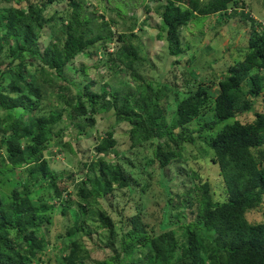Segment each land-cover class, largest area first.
Wrapping results in <instances>:
<instances>
[{
    "label": "trees",
    "instance_id": "trees-1",
    "mask_svg": "<svg viewBox=\"0 0 264 264\" xmlns=\"http://www.w3.org/2000/svg\"><path fill=\"white\" fill-rule=\"evenodd\" d=\"M56 1L0 0V264H264V217H246L264 204V106L254 105L264 99V29L245 10L246 0L146 4L160 17L156 36L171 59L160 73L142 54L133 30L137 16H126L131 24L120 30V4L106 17L88 10L86 0H65L69 10L46 16ZM215 14L251 23L242 58L217 77L207 69L212 61L192 65L197 55L191 52L179 71L181 28ZM44 34L48 40L40 48ZM78 56L93 62L77 65ZM98 64L128 71L135 84L115 87L104 80L93 90L94 79L78 78ZM71 67L77 77L69 79ZM251 110V120L238 118ZM101 111L127 123L130 148L151 147L157 169L138 152L137 159L121 158L111 130L97 139L95 156L79 172L51 168L45 150L52 140H60L53 141L58 150L69 147L60 139L63 131L82 135ZM185 147L192 149L187 157H208L218 166L213 185L179 164L187 160ZM168 173L189 175L192 184L173 192L164 185ZM154 176L165 187L159 221L150 224L145 194ZM56 207L65 229L52 242L48 227ZM50 244L57 255L48 252ZM98 250L104 255L92 254Z\"/></svg>",
    "mask_w": 264,
    "mask_h": 264
},
{
    "label": "rangeland",
    "instance_id": "rangeland-1",
    "mask_svg": "<svg viewBox=\"0 0 264 264\" xmlns=\"http://www.w3.org/2000/svg\"><path fill=\"white\" fill-rule=\"evenodd\" d=\"M157 0H86L88 5V10H95L96 14L104 13L106 17L110 15H115V8L119 7L122 10V14L125 17L119 18V28L120 30H127L131 24V20L126 16H137L138 21L134 26L133 30L140 38L141 44L143 46L142 54L146 57V62L148 66L153 65L154 70L157 73H160L163 67V64L168 60L165 55L164 40L157 38V32L159 31V25L161 24L160 17L154 13V11L147 12L145 5L151 7L157 4ZM85 4V5H86ZM102 6L110 8V10H104ZM69 10L65 0H58L53 4L49 5L48 9L44 12L46 16L52 15L56 11ZM113 10V11H112ZM246 11H249L252 16L258 20L264 21V0H246ZM115 27H113L114 29ZM251 31V23L248 20L242 19L239 15L230 17L229 19L222 18L220 14L210 15L206 18L195 19L188 25L181 28L180 38L182 41V47L184 48V53L180 59L179 71L184 67V62L187 58L190 57V53H196L197 59L193 60L194 66H203L205 62L212 61L211 66L207 69L213 71L217 77L223 76L227 64L234 63L235 61L242 58V54L245 53L248 37ZM47 32V31H44ZM202 32V33H201ZM46 34L42 35L39 39V47L42 48L47 43ZM117 44V43H116ZM99 47V43L95 45ZM205 46H209V49L206 52H203L202 49ZM115 43H112L108 51L114 49ZM245 47V49H244ZM244 49V50H243ZM243 50V51H242ZM198 52V53H197ZM6 51H4L2 58L8 60L9 57L5 56ZM98 58H100V51L97 52ZM1 57V56H0ZM85 62L86 64H91L93 60H89L86 57L78 56L75 59V64H80ZM155 64V65H154ZM74 67L66 69L67 78L77 77V74ZM139 72L143 73L142 67H139ZM204 73V72H203ZM144 74V73H143ZM148 75V73H146ZM82 82H87V79H94L96 83L91 87L93 90H99L100 85L104 80L109 81L111 86L121 87L124 86V82L134 85L135 82L131 79L128 71L115 72L109 68H106L103 64H98L96 66H91L88 69V77L81 75L78 78ZM217 85V84H216ZM215 85V86H216ZM217 88V87H216ZM264 96V94H263ZM262 101V102H261ZM42 104L46 106L48 101L43 100ZM256 109H260L264 106V99L262 96L258 98L257 101H254ZM254 117L253 110L244 112V115L238 117L242 121L251 120ZM232 121V119H231ZM66 126V121L64 122ZM63 124V128H66ZM128 125L126 122L117 123L112 111H101L96 116L95 126L91 129H87V132L82 135L76 136L75 132L70 129H65L61 136V141L69 142V147H64L58 150V147L55 146L54 142L60 141L58 138L52 140V144L49 148L45 150V156L48 157L50 161V166L52 169L63 172H72L82 170L84 168L83 162L85 160H90L95 156L94 145L100 137H102L106 131L111 130L114 132V136L117 140L115 149L120 153L121 158L127 160L137 159L136 153H140V158L143 159V162L146 165H150L154 169H157V161L154 159L152 154L151 147L138 146L130 148V140L128 137ZM184 157L187 160H181L179 164L181 166L185 165V169L189 170L191 166L202 175L203 180L209 178L211 184L213 185L216 181L215 177H218L219 168L214 164L208 157H198V159H192V157H187V154L192 153V149L185 147ZM119 155V156H120ZM110 160L114 161V154L107 155ZM106 156V157H107ZM145 157V158H143ZM264 163V162H263ZM155 176L158 174V170L154 171ZM166 173V171L164 172ZM171 175L172 177H168ZM75 176V179L81 178ZM152 178L150 181L151 186L145 194V199L149 208V217L148 222L150 224H156L159 221L160 213L158 208L162 206V190L165 186L169 187L171 190L177 191L184 186H190L192 184L191 178L188 176L177 177L172 173L166 174V177L170 178L169 181L165 182L164 185H160L156 182V178ZM74 185L71 186L72 189ZM183 189V188H182ZM152 193V195L150 194ZM149 195L151 197H149ZM219 195V194H218ZM74 197V194L72 193ZM137 202H140L137 196L135 197ZM160 205V206H159ZM123 206V201H120V207ZM264 204L262 203L260 207L250 210L246 213V217L250 222L260 221L263 219L264 214ZM53 218L52 224L48 227V235L55 236L57 233L65 229V224H63V219L59 208L56 207L52 211ZM52 242L54 240L51 237ZM48 252L50 254L54 253L57 255L59 253L58 248L54 244L48 246ZM99 251V254L95 251L92 252L94 255H104V251ZM107 251V250H106ZM48 264H55L52 261Z\"/></svg>",
    "mask_w": 264,
    "mask_h": 264
},
{
    "label": "built area",
    "instance_id": "built-area-1",
    "mask_svg": "<svg viewBox=\"0 0 264 264\" xmlns=\"http://www.w3.org/2000/svg\"><path fill=\"white\" fill-rule=\"evenodd\" d=\"M257 22H259L262 25V28L264 29V21L256 19Z\"/></svg>",
    "mask_w": 264,
    "mask_h": 264
},
{
    "label": "clouds",
    "instance_id": "clouds-1",
    "mask_svg": "<svg viewBox=\"0 0 264 264\" xmlns=\"http://www.w3.org/2000/svg\"><path fill=\"white\" fill-rule=\"evenodd\" d=\"M254 19L256 20L257 18L254 17Z\"/></svg>",
    "mask_w": 264,
    "mask_h": 264
}]
</instances>
